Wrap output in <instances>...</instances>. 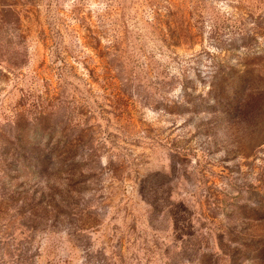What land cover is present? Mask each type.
<instances>
[{
    "label": "rangeland",
    "instance_id": "obj_1",
    "mask_svg": "<svg viewBox=\"0 0 264 264\" xmlns=\"http://www.w3.org/2000/svg\"><path fill=\"white\" fill-rule=\"evenodd\" d=\"M0 264H264V0H0Z\"/></svg>",
    "mask_w": 264,
    "mask_h": 264
}]
</instances>
